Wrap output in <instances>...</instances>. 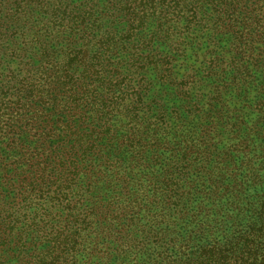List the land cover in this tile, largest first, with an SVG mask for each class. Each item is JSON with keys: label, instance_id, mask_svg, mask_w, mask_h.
<instances>
[{"label": "rangeland", "instance_id": "1", "mask_svg": "<svg viewBox=\"0 0 264 264\" xmlns=\"http://www.w3.org/2000/svg\"><path fill=\"white\" fill-rule=\"evenodd\" d=\"M13 1L7 3V0H1L0 12L7 15L13 13ZM71 1H74L73 6L82 9L86 2ZM120 1L92 0L90 5H117ZM254 2L258 7L257 19L264 21V0H245L238 10L240 21L242 16L248 18ZM192 3L182 0L183 7L174 12V22L166 30L162 26L157 27V23H163L164 19H148L127 42H117L103 53V59L108 60L107 68H96L98 80L103 79L110 84L123 80L112 89L114 94L124 98L119 110L110 115L115 139L128 132L130 117L128 119L124 115L125 110L139 104L135 126L144 132L145 147L141 152L139 149H118L116 140H113L103 155L97 152L91 156L94 170L100 173L106 171V175L97 181V189L90 199L102 204L120 200L114 209L129 207L135 213L133 217L136 221L124 232L125 237L120 235L118 239L113 237L118 223L101 225L99 222V233L108 226L109 235L94 240L98 254L91 255V259L81 255L79 259L82 263L152 264L159 253L163 259L171 262L182 253L187 255L192 252L193 247L203 240V234L197 231L200 225H214L215 221L233 215L236 203L233 200L241 196L226 194L228 192L224 189L228 184L246 179L252 182L251 173L258 171L259 180L254 181H259V190H264V26L253 25L248 39L238 43L237 36L245 32L243 24L236 23L230 29L227 21L217 20L228 11L227 5L216 7L204 3L200 6L203 0H198L199 6ZM195 11L196 14H193ZM112 19L113 22L104 20L103 29L114 34L116 39L129 27L135 26L133 20L124 14ZM33 32L34 20L25 21L23 18L0 27L3 37L0 41V129L6 133L19 131L24 120L31 116H18L15 126L6 125L7 118L12 119L9 114L11 99L14 95L18 98L23 96L16 89L24 76L22 71L29 70L34 77L38 73L34 63L25 65V61L32 58L37 60V49L20 44V39L28 43L36 39ZM80 38L81 34L71 40V44H74L72 48ZM47 42H50L49 49L59 55L66 54L60 41L47 39ZM23 54L29 59L20 62V55ZM11 55L14 60L9 57ZM59 60L60 57L55 60L57 65ZM151 60L155 64L149 63ZM83 72L84 67L75 64L70 75L81 88L83 85V89H94L101 95L103 87L99 88L93 79H82ZM87 101L91 103L92 98L88 96ZM82 112L83 126L78 125V116L72 115L61 117L55 126L64 127L70 123L73 125L72 131L81 136L96 125L92 124L95 112L90 104L82 108ZM52 119L56 121V116ZM202 133H216L218 140L213 146L212 162L208 166H200L203 163L200 162L198 166L202 169L196 171L192 167L190 143ZM73 138L60 137L57 142L60 145L58 150L66 151L58 156L65 164L78 160L77 154L66 150L73 144ZM5 142V136H0V160ZM40 144L41 141L30 138L16 146L17 152L23 147L35 149ZM241 145L244 150L239 148ZM17 152L8 153L5 157L16 159ZM188 152L190 155L179 161V156ZM217 161L223 164L220 174L216 171L207 174L218 165ZM22 169L25 171L26 167ZM114 171L120 172L117 180L114 179ZM177 176L180 180H175ZM8 177L18 179L14 172ZM177 182L182 193L169 192L168 188L171 185L175 187ZM127 185H130V189L134 186L133 192L137 195L141 194L138 185L145 187L148 196L152 195L154 185L162 192L157 202L150 199L139 205L131 202L128 196H119ZM186 189L190 190L189 194ZM244 189V199H252L251 190ZM222 196H225L222 202L216 200ZM245 202L241 201V205ZM218 206L224 207L220 210L224 212L219 215ZM126 217L132 219L130 215ZM129 219L120 222L125 223ZM156 234H159V238H156ZM5 251L7 253L2 256L7 264H15L11 249Z\"/></svg>", "mask_w": 264, "mask_h": 264}, {"label": "trees", "instance_id": "2", "mask_svg": "<svg viewBox=\"0 0 264 264\" xmlns=\"http://www.w3.org/2000/svg\"><path fill=\"white\" fill-rule=\"evenodd\" d=\"M7 1L10 3L11 0ZM91 1L86 0L82 9L73 6L74 1L71 0H15L11 2L13 13L7 15L0 12V27L21 18L25 21L34 20L33 34L36 39L30 43L20 39V44L24 47H34L38 54L37 60L32 58L25 61V65L34 63L38 73L34 77L31 71H22L24 76L16 85V89L22 92L23 96L18 98L14 95L11 99L12 108L9 114L12 119L7 118L6 125L15 126L18 116H31L24 120L18 128L19 131L6 133L0 129V136H5L6 140L0 160V264H7L2 256L7 253L4 249H11V258L15 260V264H87L79 259L81 255L91 259V255L98 254V246L94 240L109 235L108 226L99 233V222L101 225L107 222L118 223V230L113 236L115 239L120 235L125 237L124 232L135 224V213L129 207L114 209L120 200L102 204L90 199L97 189V181L106 175V171L100 173L94 170L92 155L97 152L103 155L113 140H116L118 149H139L141 152L145 147L144 132L135 126L139 104L125 110L124 115L128 119L130 117L128 132L115 139L110 115L119 110L124 98L114 94L112 89L118 87L123 80L111 84L103 79L98 80L96 68H107L108 60L103 59V53L109 51L117 42H127L135 30L142 27L148 19H164L163 23H157V27L162 26L164 30L171 27L174 12L183 7L182 0H121L117 5L109 3L103 6L90 5ZM190 1L196 6L200 4L198 0ZM244 2L245 0H203L200 6L204 3L216 7L227 5L228 11L217 20L227 21L230 29L234 28L236 23H242L245 32L237 36L238 43H242L248 39L253 25L264 26V21L256 17L258 7L255 2L247 15L248 18L242 16L240 21L238 10ZM118 14L130 17L135 26L129 27L116 39L114 34L104 31L103 25L104 20L113 22L112 18ZM193 14H196V11ZM80 34V40L75 42L76 45L72 48L74 44H71V40ZM2 38L0 34V41ZM47 39L60 41L66 54L59 55L55 50L49 49L50 42H47ZM9 57L13 59L12 55ZM20 57L22 62L26 59V54ZM58 57L60 62L57 65L55 60ZM9 62L13 63L12 60ZM149 63L155 64V61L151 60ZM75 64L84 67L82 79H93L99 88L103 87L104 92L102 91L101 95L94 89H83V85L81 88L75 82L70 75ZM88 96L92 98L91 103L87 101ZM88 104L95 112L92 123H96L95 127L80 136L76 131H72L73 125L70 123L64 127L55 126L61 121V117L69 115L78 116L77 123L83 126L82 108ZM6 112L7 110L5 114ZM54 116L56 121L52 119ZM72 136L75 137L73 144L66 150L77 154L78 160L65 164L58 156L66 151H59L60 145L57 142L60 137ZM30 138L32 141H41L42 144L35 149L23 147L17 152L16 146ZM217 140L216 133H202L196 141L190 143L194 170L202 169L198 166L200 162H203L200 166H208L207 164L212 162L215 151L213 146ZM105 142L108 143L107 146ZM239 148L244 150L242 145ZM16 152V159L5 157L8 153ZM189 155L190 152L180 155L179 161ZM217 164L207 174L211 175L214 171L220 174L222 161H217ZM23 167H26L25 171ZM12 172L18 179L8 177ZM225 173L228 174V171L225 170ZM119 174L120 172L114 171V179L117 180ZM251 176L252 182L248 178L249 182L247 179L237 180L227 185L224 189L228 192L226 194L241 196L233 200L236 202L235 212L230 218L215 221L214 225H200L197 231L203 234V240L193 247L192 252L186 253L187 255L182 253L171 262H167L159 253L160 257H155L152 264H264V190H259V181H254L259 180L258 171L252 172ZM177 179L180 180V177H175V180ZM129 186L123 187L119 196H128L131 202L139 205L150 199L157 202L162 192L154 185L152 195L148 196L145 187L138 185L141 194L137 195L133 192L134 186L131 189ZM244 188L251 190L252 199H244ZM180 189L181 186L177 182L175 187L171 185L168 191L180 194ZM186 190L189 194L190 190ZM223 198L225 196L216 200L222 202ZM243 200L246 202L241 205ZM223 208L217 207L218 215L224 212L220 211ZM128 215L132 219L126 217ZM123 219L129 221L120 222ZM155 236L159 238V234Z\"/></svg>", "mask_w": 264, "mask_h": 264}]
</instances>
